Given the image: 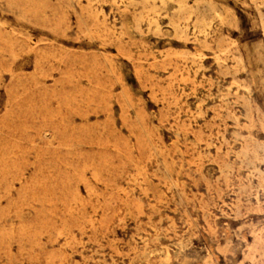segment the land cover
Returning <instances> with one entry per match:
<instances>
[{"label":"rangeland","instance_id":"obj_1","mask_svg":"<svg viewBox=\"0 0 264 264\" xmlns=\"http://www.w3.org/2000/svg\"><path fill=\"white\" fill-rule=\"evenodd\" d=\"M0 264H264V0H0Z\"/></svg>","mask_w":264,"mask_h":264}]
</instances>
